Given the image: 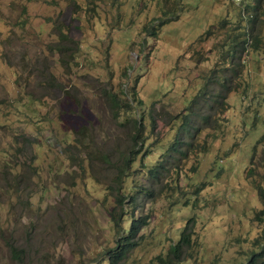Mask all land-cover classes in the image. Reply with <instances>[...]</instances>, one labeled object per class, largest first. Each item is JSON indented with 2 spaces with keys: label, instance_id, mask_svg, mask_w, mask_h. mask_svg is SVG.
<instances>
[{
  "label": "rangeland",
  "instance_id": "rangeland-1",
  "mask_svg": "<svg viewBox=\"0 0 264 264\" xmlns=\"http://www.w3.org/2000/svg\"><path fill=\"white\" fill-rule=\"evenodd\" d=\"M115 3L96 0L90 12L85 0H0V264L104 263L116 238L107 186L135 150L125 191L137 199L124 200L122 222L150 218L123 264H156L190 216L182 264L246 262L264 226V0ZM159 22L149 35L144 26ZM211 70L235 87L220 114L214 101L194 104L221 91L205 80ZM131 91L141 100L131 113L111 107L110 96ZM15 133L37 143L19 155L35 159L15 168L18 178L3 165Z\"/></svg>",
  "mask_w": 264,
  "mask_h": 264
},
{
  "label": "trees",
  "instance_id": "trees-1",
  "mask_svg": "<svg viewBox=\"0 0 264 264\" xmlns=\"http://www.w3.org/2000/svg\"><path fill=\"white\" fill-rule=\"evenodd\" d=\"M86 1V7L87 10L90 12H94L95 8L94 5L96 3V0H85ZM116 2V6L118 4L122 3V0H113ZM79 3V2H78ZM248 3L246 2L245 7ZM247 9V8H246ZM165 18V17H164ZM162 18V19H164ZM254 19V18H253ZM162 23H157L155 25L151 26H144L145 30L148 31L149 35H155L156 34V28L161 25ZM157 26V27H156ZM64 34V32H62ZM247 42V40H244ZM249 42V40H248ZM239 44V43H238ZM80 45L78 42L75 41V48L77 49ZM239 45L235 44L234 47H238ZM252 46H256L255 43L252 44ZM229 60H232V57H234L232 54L228 52ZM238 64L232 65L231 69L237 70ZM220 69V68H219ZM221 70V69H220ZM219 72L217 75H213L212 70L210 72V75L205 78V80L213 82V83H218L222 89L219 92H215L213 94H207L209 99H204L203 97L199 96L196 97L194 100V104L201 106L202 104L208 105L211 107L212 102L214 101L215 104L217 105V111L216 114H220L222 110V106L224 108V112L228 108H226V98L227 94L230 92V90L235 89V87L230 85V79L227 78L226 76H222L221 71H216ZM212 78V79H211ZM207 83V82H206ZM206 94V92L204 93ZM135 92L131 91V97L128 100H124L123 102H120L116 97L110 96V103L111 107L115 109H121L122 112H127L131 113L133 111V107L136 108V102L138 105L141 104V100L135 98ZM203 99L201 101V104H199V100ZM135 102L132 103L131 102ZM188 112V111H187ZM185 112L183 114V119L186 120L190 116L189 113ZM192 114H196V111H191ZM120 112L117 111V114ZM143 113H138L136 111V117L135 122L141 124V121L143 122V119L145 116H143ZM201 116V115H200ZM202 122L205 124V126H208L209 124L212 123V119L210 115H203L201 116ZM217 119H219L217 117ZM139 130L136 132V134L133 135L134 139L140 140V143L144 141V136L139 135L141 128H138ZM37 144L35 138H32L31 136H27L24 133H15L12 136V146L11 152L7 153L10 155V159L7 160L5 159L3 162V165H5V168L9 174L15 175V178H18L21 176L20 173L15 174L14 170L18 166H22L24 164L30 163L33 159H35V156H29L26 159H19V155H28V153H31L33 146ZM77 144H80V141H77ZM178 144V140L175 139V142L172 144V146H176ZM28 152V153H27ZM139 153L138 150L133 151V155L129 157L128 153H124L120 157L119 163L115 167V172L112 176L111 182L107 186L108 194L112 196L115 199V206L119 208V212H117L116 207L109 209L108 214L110 215V220L113 222V228L116 231V238L114 242V246H111L106 249L104 255H102L101 261L104 262L102 264H123L125 260L128 257V254L133 251L140 243L143 238V233H140L141 229L148 224L150 215L149 214H144V215H138L137 217H134V215H131L130 223L129 226L126 228L124 227V221L122 222V218L124 215L127 214V208L125 205V199L126 197L131 200V203L133 204L137 197H134L133 194L131 193L129 196L127 195V192L125 191V178L128 176V167L130 163L135 159V156ZM146 153V152H145ZM185 153V152H182ZM70 155L72 157V151H70ZM108 162V158L105 159ZM135 161V160H134ZM132 162V164L134 163ZM132 166V165H131ZM164 167L162 162L158 163V166H154L151 170L153 176L155 177L156 180H158L161 177V172L160 169ZM262 195V199L264 200V192L263 190L260 191ZM263 215L261 218L264 221V201H263V208L259 210L256 214L258 215ZM195 218L193 216H190L187 218L179 238L171 242L168 247L166 248L165 252H161L157 254L154 257V261L156 264H182V262L191 256V245H192V233H193V227L195 224ZM261 229V234L258 238H255V242L253 244V248H255V251L251 252L250 257L248 258L247 256V261L240 263V264H264V226L260 227ZM7 246L9 248L10 253L18 258H22V253L24 248L19 246L15 241L10 240L7 242ZM211 264H216V259H211Z\"/></svg>",
  "mask_w": 264,
  "mask_h": 264
}]
</instances>
